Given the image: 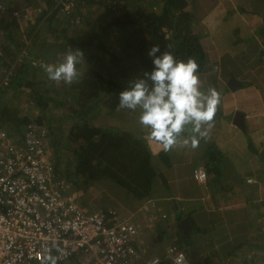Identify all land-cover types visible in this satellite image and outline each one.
<instances>
[{"label":"crops","instance_id":"obj_1","mask_svg":"<svg viewBox=\"0 0 264 264\" xmlns=\"http://www.w3.org/2000/svg\"><path fill=\"white\" fill-rule=\"evenodd\" d=\"M0 3L21 17L2 15L4 58L5 50L17 51V45L30 43L27 33L40 27L37 20L46 7L40 0ZM194 15V31L206 52L201 90L212 87L221 94L207 139L196 149L177 146L165 152L147 134L152 165L165 185L160 177L154 179L143 201L108 179L98 181L104 182L103 190L93 183L87 191L97 192L94 210L115 207L139 225L143 254L133 264L153 258L168 264L169 247L181 251L189 264H264V0H196ZM41 34L44 40L32 48L31 59L37 66L62 62L64 55L47 54L59 32L46 29ZM7 70L0 60V79ZM29 72L46 76L42 67ZM23 76L13 80L11 90ZM139 114L130 111L131 131L147 132L135 123ZM198 169L206 174L203 182L194 179ZM80 195L83 205L87 195Z\"/></svg>","mask_w":264,"mask_h":264},{"label":"trees","instance_id":"obj_2","mask_svg":"<svg viewBox=\"0 0 264 264\" xmlns=\"http://www.w3.org/2000/svg\"><path fill=\"white\" fill-rule=\"evenodd\" d=\"M40 1L46 9L37 20V24L42 22L37 31L27 33L28 38L32 37L30 43L23 47L17 45V51L5 50L4 58L0 57L8 68L5 74L6 84L3 83L4 79H0V127L19 135L34 119L29 113H20L17 105L14 106L3 98L6 91L11 90L13 80L20 75L24 76L16 83L15 92L28 98L27 101L41 114L34 120L44 123L43 111L50 97L44 94L48 90L39 85L40 79L35 78L38 75L29 72L30 68L38 70L41 67L35 64L37 61L32 60L30 55L32 48L43 42V30H52L53 34L59 32L55 42L47 49L48 56L64 55L70 48L81 50L84 57L83 65H78L81 72L79 82L70 86L63 83L58 85L65 96L56 104H68V94L70 98L75 97V100L70 102L69 127L65 130L62 126L59 129L55 125L47 126L50 132L48 139L51 142L48 145L54 155L56 175L65 179L72 186L71 190L77 193L101 179H108L135 199L145 200L149 196L154 179L160 177L164 185L165 179L158 175L152 165L150 150L145 140L147 132H132L130 111H117L119 93L129 87L134 79L142 78L144 72L153 70L152 57L147 53L157 44L160 47L157 56L169 51L178 61L186 62L188 58H193L199 65V74L204 72L206 52L193 27L196 0H135L147 3L135 12L127 10L124 3L128 0H124L117 13L103 5L106 11L111 13L110 17L91 23L84 35L75 39L68 34L67 28L82 21L81 16L74 14L75 9L70 15L63 16L64 22L59 17V10L55 8L58 0ZM90 4L103 3L99 0H79L77 6ZM3 7V10L0 9V26L3 23L2 15L13 13L9 5ZM43 79H46L47 83L51 82L47 74ZM49 88L52 86L49 85ZM96 108L109 117L108 124H96L92 121V116L89 115ZM127 118L128 121L122 127L121 121ZM116 121L119 125L111 126ZM135 123L140 127L137 121ZM59 130L66 132L65 143H61L58 136L55 138L52 135V132ZM59 147L70 152V170L66 172L58 165Z\"/></svg>","mask_w":264,"mask_h":264},{"label":"built area","instance_id":"obj_3","mask_svg":"<svg viewBox=\"0 0 264 264\" xmlns=\"http://www.w3.org/2000/svg\"><path fill=\"white\" fill-rule=\"evenodd\" d=\"M78 1L58 0L55 8L68 16ZM99 1L116 12L124 0ZM46 129L34 119L19 135L0 127V264H44L48 250L59 255L56 247L66 252L58 264H133L143 254L139 225L112 209L82 207L78 193L56 175ZM205 178L202 169L194 172L196 181ZM167 258L168 264H189L175 247Z\"/></svg>","mask_w":264,"mask_h":264},{"label":"clouds","instance_id":"obj_4","mask_svg":"<svg viewBox=\"0 0 264 264\" xmlns=\"http://www.w3.org/2000/svg\"><path fill=\"white\" fill-rule=\"evenodd\" d=\"M158 52V44L148 51L153 70L144 72L142 78L134 79L119 93L117 111L139 109L138 124L165 152L177 146L196 149L214 127L221 94L212 87L207 92L201 90L199 65L195 59L178 61L169 51L157 56ZM83 57L81 50L69 48L62 62L42 63L41 67L49 80L70 86L79 82L78 65H83ZM56 252L59 255H52L48 250L44 264H58V260L66 255L61 247H56Z\"/></svg>","mask_w":264,"mask_h":264},{"label":"rangeland","instance_id":"obj_5","mask_svg":"<svg viewBox=\"0 0 264 264\" xmlns=\"http://www.w3.org/2000/svg\"><path fill=\"white\" fill-rule=\"evenodd\" d=\"M141 5H147V3L145 1L143 2H136L135 0H128L125 1L124 6L127 7V10L129 12H135L137 9L139 10V8L141 7ZM106 6V5H104ZM122 6V5H121ZM117 13V12H116ZM75 15H77L78 17L81 16L82 21H80L79 24H77L76 26H71L69 25L68 28V33H70L71 37L73 39L80 37L81 35H84L86 29L88 28V26L93 23L96 22L100 19H105L107 17H110L111 13L109 14L106 11V7H103L102 5H96V4H90V5H78L77 8H75ZM61 15V14H60ZM36 79H40L39 85H43L44 89L48 90L46 93V95H48L50 97V100L47 104V107L45 108V110L43 111V115H44V123H41L42 125H44L45 128H48V125H55V127L57 129L60 128V126H62V129L67 130V128L69 127V111H70V102H73L75 99V97H71L70 98V94L69 95V103L68 104H56L57 102H59L60 100L62 101V99H64L65 93L60 91V88H58L57 83L51 81L49 83H47V81H45L43 79V76L38 75V77L35 76ZM63 83V82H61ZM60 83V84H61ZM49 85L52 86V88H49ZM3 98H5L6 100H8V102L11 104H13L14 106L17 105L20 113L23 114H28L30 115L31 118H36L37 115H41L40 111L37 110L35 108V106L33 104H31L29 101H27V97L21 95L18 92H15V90H9L6 91V93L3 95ZM99 108V106H96ZM96 108L93 111V115H89V117L92 116V121L96 124L99 123H105L108 124L110 122L109 117L108 116H104V114H102V112ZM139 110V109H138ZM127 113V112H126ZM125 113V114H126ZM116 117V116H115ZM128 121L127 119L122 120V127L126 124V122ZM125 129V127H124ZM48 130V129H46ZM48 133V137L50 138V132L47 131ZM52 135L55 136V138L58 136L61 140V143H65V136H66V132L59 130V131H54L52 132ZM57 137V138H58ZM50 140L48 139V144L51 143L49 142ZM50 147V146H49ZM50 150L52 151L51 147ZM58 158H59V162L58 165L60 167V169H62L63 171H68V162H70V152L68 150L62 149L61 147L58 148ZM70 170V169H69ZM109 182V181H108ZM104 182H98V184L94 183V186L97 188L96 190H103L104 189ZM71 186V185H70ZM72 187V186H71ZM70 187V189H71ZM88 189L86 188L84 191H80L81 193H85L87 196L84 198V202L83 205L89 210V211H96V210H105V209H101L100 207L97 208L96 210L95 207H93L94 203L97 201L98 195L97 192L95 191H87ZM79 193L77 194L78 200L82 205V199H80L81 195ZM87 204V205H86ZM82 205V206H83ZM88 206V207H87ZM116 210L117 212H120L118 209H116L115 207L113 208H109L107 207L106 210ZM122 214V213H121ZM123 215V214H122ZM124 216V215H123ZM134 220V218H132ZM135 219H137V216L135 217Z\"/></svg>","mask_w":264,"mask_h":264}]
</instances>
